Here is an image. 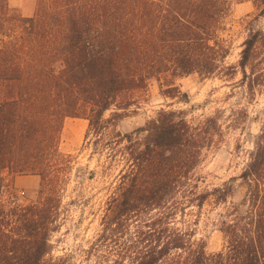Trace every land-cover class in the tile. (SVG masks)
I'll return each instance as SVG.
<instances>
[{"label":"trees","instance_id":"obj_1","mask_svg":"<svg viewBox=\"0 0 264 264\" xmlns=\"http://www.w3.org/2000/svg\"><path fill=\"white\" fill-rule=\"evenodd\" d=\"M231 1L264 16V0H36L30 16L0 0V264H72L51 244L73 160L59 150L66 118L87 121L82 148L105 158V174L117 170L86 250L92 264H264V119L231 178L245 192L220 217L216 252L196 238L199 217L232 188L200 189L196 169L223 139L219 113L188 120L160 108L142 126L116 129L152 81L181 102L175 81L192 74H240L249 99L264 86V30L250 26L237 63L227 62ZM22 175L39 177L33 201L11 195Z\"/></svg>","mask_w":264,"mask_h":264},{"label":"rangeland","instance_id":"obj_2","mask_svg":"<svg viewBox=\"0 0 264 264\" xmlns=\"http://www.w3.org/2000/svg\"><path fill=\"white\" fill-rule=\"evenodd\" d=\"M12 9L23 16L32 15L36 0H8ZM250 26L256 30H264V16L251 2L236 3L231 1V12L224 38L230 44L227 62L236 64L242 42L248 34ZM240 74L232 80L218 77L200 78L192 74L175 81L182 93H186V102L163 98L159 94L155 81L148 86V95L132 106L124 118L119 120L116 129L129 132L155 115L160 108L183 110L188 120L219 113V123L223 139L212 149L205 151L196 169L200 189H212L228 182L232 195L225 204L206 203L201 211L197 226V239H203L208 252H216L224 245L223 236L218 230L221 215L226 207L239 205L245 189L237 177L243 168L247 152L252 149L253 141L259 132L264 119V86L258 88L255 96L249 99L245 87L238 83ZM241 111H246L247 117L235 124L234 120L241 117ZM109 112L105 114V117ZM87 121L78 118H66L60 135L59 150L73 156L72 168L68 175L63 192V216L59 230L51 237L53 257H65L72 264H92L86 250L99 231V222L104 202L111 190L110 184L117 173L114 169L110 174L103 172L105 158L92 155L88 147L82 148ZM14 184L11 195L20 203L36 199L39 187V177L22 175ZM15 178V177H14ZM9 193H5L8 197ZM240 212L244 207L240 206Z\"/></svg>","mask_w":264,"mask_h":264},{"label":"crops","instance_id":"obj_3","mask_svg":"<svg viewBox=\"0 0 264 264\" xmlns=\"http://www.w3.org/2000/svg\"><path fill=\"white\" fill-rule=\"evenodd\" d=\"M34 177H35V176H34ZM19 180H20L19 177H15V178H14V184H17V183L19 182Z\"/></svg>","mask_w":264,"mask_h":264}]
</instances>
